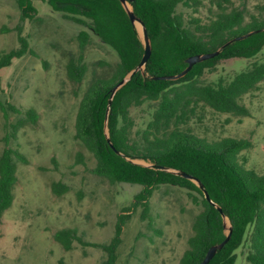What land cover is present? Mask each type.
<instances>
[{
	"label": "trees",
	"instance_id": "obj_1",
	"mask_svg": "<svg viewBox=\"0 0 264 264\" xmlns=\"http://www.w3.org/2000/svg\"><path fill=\"white\" fill-rule=\"evenodd\" d=\"M35 1L48 3L54 10L84 26L77 35L79 50L71 52L66 63V73L71 81L82 83L87 76L89 63L85 50L91 43L92 34L117 52L119 61L115 65L103 60L96 63L108 66L111 75H96L88 83L79 102L75 137L96 159L93 171L97 175L112 184L125 182L143 187L135 195L132 205L124 207L118 215L115 234L109 242L87 241L77 227L58 229L54 233L55 239L66 250L72 249L75 241L100 247L106 252L100 264H116L123 230L133 211L141 206L142 218L151 223V198L155 190L162 185H176L186 188L192 201L202 206L194 216L193 234L178 264H199L208 249L226 237L222 213L191 179L129 161L110 146L106 136V114L112 90L140 64L145 51L127 10L120 0H17L22 19H37ZM132 5L147 27L152 54L145 70L137 71L114 95L108 117L114 146L133 159L185 171L203 182L211 200L222 206L233 227L230 240L208 264H235L236 250L244 243L250 227L253 229L248 238L247 260L251 264H264V172L247 168L240 160L241 152L249 149L252 142L230 136L209 141L182 128L200 105L236 116L251 114L241 98L257 89L264 80V60H255L229 81L205 83L200 76L204 68L215 65L220 59L256 57L264 49V30L232 42L219 55L195 64L179 79L154 78L178 74L187 67L189 56L216 51L236 36L264 28V16L252 14L247 20L244 11L232 6L231 0H210L213 16L209 21L194 16L187 21L178 11L179 5H183L198 12L205 5L204 0H133ZM214 6L216 10L213 11ZM17 29L19 45L0 52V86L3 68L29 52L35 54L27 37L20 35V26ZM146 101L153 104L152 118L139 138L133 137L135 122L131 108ZM0 109L5 119V147L0 153L1 219L15 199L18 164L29 163V158L19 147L18 133L27 125L37 124L40 115L34 107L24 109L1 99ZM12 114L17 115L14 120H11ZM13 142L16 145H12ZM77 162H85L82 152L77 154ZM51 186L57 194L71 189L61 180L53 181Z\"/></svg>",
	"mask_w": 264,
	"mask_h": 264
},
{
	"label": "rangeland",
	"instance_id": "obj_2",
	"mask_svg": "<svg viewBox=\"0 0 264 264\" xmlns=\"http://www.w3.org/2000/svg\"><path fill=\"white\" fill-rule=\"evenodd\" d=\"M232 6L264 16V0H231ZM198 12L179 5L187 21L213 16L210 0ZM37 19H22L17 0H0V52L19 45L18 35L27 37L35 54L27 53L1 70L0 99L21 108L34 107L40 117L18 133L21 151L29 163L18 164L15 199L0 219V264H100L106 252L78 241L70 250L58 242L54 233L63 227H77L87 241L109 242L115 234L118 215L132 205L140 184L110 183L97 175L94 156L75 137L76 115L82 94L96 75L109 77L108 66L96 64L119 61L117 52L97 35L85 50L89 71L82 83L71 81L66 63L71 52L79 50L77 35L82 24L67 18L46 2L35 1ZM216 6L213 7V11ZM255 60H264V49L250 59L235 57L218 60L204 68L205 83L229 81ZM241 102L250 108L249 116L222 113L205 105L197 107L193 118L182 126L209 141L223 137L245 138L252 146L241 152L247 168L264 172V80L257 89L245 94ZM153 104L146 101L131 108L134 119L132 136L139 138L152 118ZM11 115V120L16 118ZM5 119L0 109V153L5 147ZM12 145H16L13 142ZM82 152L85 162H77ZM143 160V159H139ZM61 180L71 189L63 194L52 190V182ZM152 221L142 218V207L133 211L122 234L116 264H178L193 234L194 216L202 209L186 188L162 185L152 198ZM229 224H227L228 229ZM249 228L244 243L236 250L235 264H251Z\"/></svg>",
	"mask_w": 264,
	"mask_h": 264
},
{
	"label": "water",
	"instance_id": "obj_3",
	"mask_svg": "<svg viewBox=\"0 0 264 264\" xmlns=\"http://www.w3.org/2000/svg\"><path fill=\"white\" fill-rule=\"evenodd\" d=\"M120 1L123 4V6L125 7V9L127 10L131 21L133 22V24L137 28V30L139 32V36H140V38L142 40V43L144 45L145 51H144V54H143V57H142V60H141L140 64L136 68L131 70L121 81H119L114 86V88L112 90V94H111V96L109 98L107 114H106V127H105V129H106V136H107L108 142H109L110 146L113 149H115V151L118 154L124 156L126 159H128L129 161H131L133 163L141 164V165H144V166H150V167H153V168H159V169L168 170V171L174 172L176 174H179L181 176H184L186 178L191 179L192 181L197 183V185L203 190V192L205 193V197L219 209V211L222 213L223 218H224L225 228H227V224H229V226H228V229L226 230L225 239L222 242L218 243V244L212 245L208 249L204 259L199 263V264H208L212 260V258L216 255V253L220 249H222L225 246V244L230 240V238L232 236V232H233V227H232L231 220H230V218L227 215L224 214L222 206L219 205V204L214 203L211 200V197H210L208 191L206 190L205 185L197 177H195V176H193V175H191V174H189V173H187L185 171L178 170V169L164 167V166H158V165L149 163V162H147L145 160L133 159V158L129 157L128 155L124 154L123 152H121L120 150H118L114 146V144H113V142H112V140L110 138V133H109V128H108V117H109L110 108H111V105H112V101H113L114 95L116 94V92L122 86H124L133 77V75L137 71H139V70L140 71H144L145 70L146 63L148 62V60L150 59L151 54H152V44H151V39H150L148 30H147V27H146L144 21L135 14L134 9H133V5H132L133 0H120ZM261 30H264V28L256 29V30L250 31V32H248L246 34H242V35L236 36V37L230 39L229 41H227L226 43H224L216 51L206 52V53H198V54H194V55L189 56L186 59V61L188 63L187 67L183 71L178 73V74L155 76L154 78L155 79H168V80L179 79V78L185 76L192 69V67L195 64H197L199 62H202V61H205L207 59H211V58L219 55L220 52L222 51V49H224L226 46H228L232 42L237 41V40L245 39V38L249 37L250 35H252L253 33L259 32Z\"/></svg>",
	"mask_w": 264,
	"mask_h": 264
}]
</instances>
